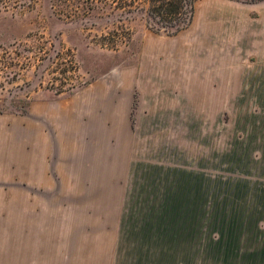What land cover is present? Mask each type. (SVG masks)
Segmentation results:
<instances>
[{"label": "rangeland", "instance_id": "rangeland-1", "mask_svg": "<svg viewBox=\"0 0 264 264\" xmlns=\"http://www.w3.org/2000/svg\"><path fill=\"white\" fill-rule=\"evenodd\" d=\"M116 26L123 28L116 46H107L108 36L101 44ZM263 33L264 0H197L191 23L175 35L152 30L142 12L125 18L106 9L90 11L86 0H0V56L15 64L12 72H0V264L214 261L221 251L213 234L200 240L197 228H189L194 219L175 217L177 211L164 200L184 168L198 171L197 146L192 145L190 161L183 137V119L197 113L196 105L191 102L189 110L186 90L165 89L152 71L147 78L153 92H142L141 69L145 61L165 64L163 54L154 52L159 46L182 37L195 42L186 57L191 74L204 65L208 74L222 73L216 129L222 135L223 176H243L250 172V107L264 103L262 91L250 89V68L262 67L257 53L264 49ZM127 70L136 98L126 107L133 131L138 109L144 108L124 164L114 137L108 154L97 152L103 148L95 146L86 99L102 84L115 95L113 101H123ZM160 99L174 101L172 115L150 108ZM40 106L44 115L54 113V120L44 122L40 137L28 145L25 120L37 125L33 115ZM62 107L67 115L74 111L81 117L83 111L72 131L60 120ZM62 135L68 142L72 138V150ZM34 147L44 150L45 166L41 177L28 179L23 148ZM214 162L208 163L209 173L215 172Z\"/></svg>", "mask_w": 264, "mask_h": 264}, {"label": "crops", "instance_id": "crops-1", "mask_svg": "<svg viewBox=\"0 0 264 264\" xmlns=\"http://www.w3.org/2000/svg\"><path fill=\"white\" fill-rule=\"evenodd\" d=\"M182 38L155 49V53L163 54L165 64L159 61V64L149 66L145 61L141 69L143 79L146 81L142 92L147 94L153 92V85L147 78L152 71L159 74L163 80L162 87L165 89L173 92L177 86L186 90L189 110L191 102L196 105L193 111L196 110L197 113L189 112L183 119V137L187 139L184 148L190 161L192 145L197 146L198 162L193 167L198 171L192 173L191 167L184 168L186 173L184 172L183 178L164 200L170 202V210L177 211L175 217L194 219L193 225L190 224L191 221L188 222L189 228L193 226V231L197 228L200 240L204 235L206 239L207 234H213L215 248L217 251L220 250L221 254L216 253L214 261H169L168 264H264V103L257 109L256 104L250 107V172L244 173L243 176L224 177L220 166L222 162L219 161V157L221 160L222 156V135L216 129V123L221 121L220 111L223 105L222 73L208 74L204 65L197 68L192 75L190 61L186 57L191 53L189 47L195 42ZM262 47L264 48V33ZM257 54L258 58L262 59V67L250 68V89L261 90L264 96V49L259 50ZM168 58L173 59L171 63H168ZM122 79L120 97L123 101H113L115 95H109L104 85L97 84L96 89L93 90V98L86 99V117L96 126L95 146L103 148L97 152L103 157L108 154L106 149L110 145L108 140L114 137L115 146L118 148V161L125 164L131 157L134 136L132 134L137 130V126L140 127L144 107L138 109L135 131H133L131 113L126 112L127 102L131 109L135 97L134 88L132 87L131 91L129 88L131 77L128 70ZM155 106L160 108L159 112L172 115L175 103L174 101L169 103L168 99H160L150 108L154 111ZM62 110L59 114L61 122L68 124L71 131L74 130V123L78 124L83 111L79 117L74 111L72 113L70 111L67 115L63 107ZM54 115L52 112L44 115L43 107L40 106L33 115V119L38 121L37 125L25 120L23 129L25 143L29 145L31 140L40 137L37 131H40L47 120L52 122ZM61 138L64 140V145L72 150V138L69 142L65 140V136L62 135ZM43 152L42 147L40 149L34 147L33 150L23 148L22 163L28 179L42 176L45 166ZM211 161H215L214 173L207 171L208 163L211 164ZM201 242H204L203 239ZM185 246L187 257L188 249L186 244ZM200 247L202 249L203 244H200ZM70 262L71 264H96V262L97 264H159L160 261Z\"/></svg>", "mask_w": 264, "mask_h": 264}, {"label": "trees", "instance_id": "trees-1", "mask_svg": "<svg viewBox=\"0 0 264 264\" xmlns=\"http://www.w3.org/2000/svg\"><path fill=\"white\" fill-rule=\"evenodd\" d=\"M197 0H86L89 4L90 11L99 12L101 9H106L111 13L119 12L125 18L135 13L142 12L146 16L147 25L154 31H163L168 35H175L184 30L191 23L194 4ZM248 3H255L261 0H240ZM119 29L122 27L116 26L115 28L107 31V35H103V42L106 45V36L110 38L111 48L116 46V41L120 40L121 33ZM109 44V43H108ZM72 63V62H71ZM15 68L11 58H3L0 56V72H12ZM68 69H65V71ZM64 71V72H65ZM65 83H70L69 75L63 74ZM134 105L136 98H134Z\"/></svg>", "mask_w": 264, "mask_h": 264}]
</instances>
